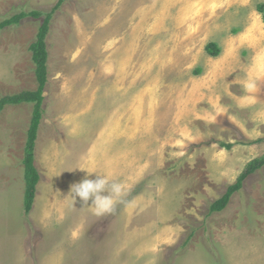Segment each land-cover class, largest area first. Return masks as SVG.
<instances>
[{"label": "rangeland", "instance_id": "1", "mask_svg": "<svg viewBox=\"0 0 264 264\" xmlns=\"http://www.w3.org/2000/svg\"><path fill=\"white\" fill-rule=\"evenodd\" d=\"M244 1L238 12V0H66L51 12L34 151L40 180L28 214L22 159L33 104H5L0 112V264H264V166L223 210L210 212L246 163L264 153V141L248 144L264 138V24L256 10L264 0ZM56 2L0 0V22L41 12L0 30V98L36 89L28 47ZM211 42L217 56L205 49ZM109 83L131 87L134 118L142 116L146 88L164 147L151 151L158 157L133 159L125 200L96 216L91 201H73L57 179L76 177L77 151L109 119L113 100L99 95ZM178 111L191 115L178 118ZM77 123L83 138L73 133ZM46 141L54 151L52 184Z\"/></svg>", "mask_w": 264, "mask_h": 264}, {"label": "crops", "instance_id": "2", "mask_svg": "<svg viewBox=\"0 0 264 264\" xmlns=\"http://www.w3.org/2000/svg\"><path fill=\"white\" fill-rule=\"evenodd\" d=\"M238 1L239 2L237 3V10L238 12L243 11V6L245 4V1L244 0H238ZM118 74H120L119 78L126 77L125 71H119ZM114 76L117 78V74ZM107 88L111 92H113L112 90L114 89L115 94L111 92L110 94H108L107 93L108 91L106 90ZM145 89L146 88L144 87H140V91L142 94L141 102H140L142 116H140L139 118H134L133 97L131 94L130 86L125 85L123 88H120V89L119 87L114 86L111 83H109L108 86L107 85L99 86V90H100L99 95L100 97L104 98L106 102L107 100H110V97H111L113 100L112 106L114 105V101L119 102L120 100L123 99V103H121V105L116 107L115 109L112 106L110 107L108 106L109 107L108 111H110L109 119L106 121L107 119L106 118L103 121V123H100L98 130L96 131L94 137L88 141L90 142V144L86 145V142H85L82 145L81 150L77 151V157H79V160L76 163V168H75L76 173H74L76 177L72 179L69 176L67 177L66 175L61 174L60 179H57L61 183L62 182L64 183V185L62 184L64 188L69 190L70 186L74 184V182L76 183L80 182L85 177L87 171H96L102 174H109L114 179H116L118 182H121L125 186V189H126L121 202L125 200L126 195L132 189L133 183H134L133 159L134 158L135 159L137 158L147 159L153 156L158 157L159 154L151 153V151H159V150L161 151L163 150V147H164L163 145L159 147V142L162 141V136L160 135V131H159V124L157 123L156 120L149 117L150 112L147 111V108H146L147 102L143 100L144 98L143 94L146 92ZM117 90L118 91L123 90V91L116 93ZM105 92L107 93L108 97L106 96ZM195 94L198 96H201V91L197 92L196 90ZM204 94L207 95L208 93L205 92ZM97 96L98 94H96L93 97L95 102H96ZM211 97H212L210 99L212 100L211 104H214V105L210 104V106L213 109H217V105H216L217 96H216L215 88L213 89ZM22 103H26V102H22ZM154 110L155 111L159 110V107L156 105ZM190 115L191 114L181 113L180 111L176 113V117L178 118L186 117ZM219 122L220 123L218 125L221 127L222 120H220ZM78 124L79 123L75 125L76 127L74 126L73 133H75L77 137L79 138V135L82 136L84 134L81 131L82 127H78ZM182 132H186L188 136L192 135V131H186L185 128L182 129ZM83 137L84 136H82V138ZM259 138H263V137H259ZM259 138H256V139H259ZM189 140H190L189 142H193V140L195 139L189 138ZM250 141L251 142H249L248 144H258L264 140L260 142H256V143H252L253 142L252 140ZM35 145H36V142H35ZM52 146L54 147V144ZM43 147L44 148L43 150L41 149V151H44L45 149V151L49 153V161L52 164L51 170L48 171L47 173L48 174L47 176L48 178H50V181L52 184V181H54V177L52 176L53 162H52L51 157L54 151L51 149V146H49L48 141L44 143ZM231 147H232V144H231ZM34 151H35V148H34ZM38 160H39V157H38ZM34 165H36L35 161H34ZM36 166L38 167V164ZM143 170H147V164L144 165L143 169L140 172L136 173L138 179L140 178ZM89 178H95V173L89 176ZM92 213H94L93 210H92Z\"/></svg>", "mask_w": 264, "mask_h": 264}, {"label": "trees", "instance_id": "3", "mask_svg": "<svg viewBox=\"0 0 264 264\" xmlns=\"http://www.w3.org/2000/svg\"><path fill=\"white\" fill-rule=\"evenodd\" d=\"M66 0H57L49 13H46L40 26L38 27L35 39L29 44V51L31 53V60L34 64V75L37 81V87L35 90H23L14 95L3 96L0 98V111L5 104H19L22 102H30L33 104L32 114L27 129L26 140L23 152V179H24V193H23V210L25 214H28L33 206L34 197L36 193V186L40 180V173L34 165V148L37 138V132L40 122L43 117V100L44 90L47 82V35L49 32V23L51 12L58 9ZM256 10L260 13L262 21L264 23V4L259 3L256 6ZM30 15L32 17H39L41 12L38 10H31L29 12H19L12 15L10 18L4 19L0 22V30L12 24L18 23L25 16ZM217 46L211 42L206 45L205 49L212 56H217L219 50L210 51L212 47ZM264 138L254 140L252 143L260 142ZM221 147L229 149L230 143H219ZM264 166V153L258 157L253 158L239 173L236 180L228 185L225 192L210 205V212H217L223 210L228 204L233 193L239 191L244 183V180L252 173Z\"/></svg>", "mask_w": 264, "mask_h": 264}, {"label": "clouds", "instance_id": "4", "mask_svg": "<svg viewBox=\"0 0 264 264\" xmlns=\"http://www.w3.org/2000/svg\"><path fill=\"white\" fill-rule=\"evenodd\" d=\"M93 173L95 178H89ZM125 191V186L111 175L96 171H87L85 177L72 184L69 189L73 201L79 198L83 205H89L91 201L90 205L96 216L112 213Z\"/></svg>", "mask_w": 264, "mask_h": 264}]
</instances>
